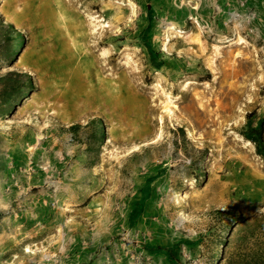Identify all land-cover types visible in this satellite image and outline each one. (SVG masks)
<instances>
[{"label": "rangeland", "instance_id": "rangeland-1", "mask_svg": "<svg viewBox=\"0 0 264 264\" xmlns=\"http://www.w3.org/2000/svg\"><path fill=\"white\" fill-rule=\"evenodd\" d=\"M0 15V264H264V0Z\"/></svg>", "mask_w": 264, "mask_h": 264}, {"label": "trees", "instance_id": "trees-1", "mask_svg": "<svg viewBox=\"0 0 264 264\" xmlns=\"http://www.w3.org/2000/svg\"><path fill=\"white\" fill-rule=\"evenodd\" d=\"M0 24L3 25L7 31L15 29L14 24L8 22L5 17L1 15ZM23 39V35H17L16 40L19 41L20 44H22ZM244 134L255 144L257 153L264 157V118L260 120L257 127L250 126Z\"/></svg>", "mask_w": 264, "mask_h": 264}, {"label": "bare ground", "instance_id": "bare-ground-1", "mask_svg": "<svg viewBox=\"0 0 264 264\" xmlns=\"http://www.w3.org/2000/svg\"><path fill=\"white\" fill-rule=\"evenodd\" d=\"M249 141V140H248Z\"/></svg>", "mask_w": 264, "mask_h": 264}]
</instances>
